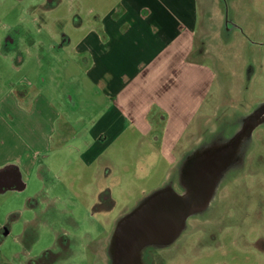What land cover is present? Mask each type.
<instances>
[{"label": "rangeland", "instance_id": "obj_1", "mask_svg": "<svg viewBox=\"0 0 264 264\" xmlns=\"http://www.w3.org/2000/svg\"><path fill=\"white\" fill-rule=\"evenodd\" d=\"M110 1L116 0H62L54 7L53 0H0V38L11 33L9 44L17 41L7 57L0 51V96L27 80L46 94L61 89L80 100L78 107H60L73 129L67 127L68 133L59 123L51 152L40 157L43 167L23 175L27 187L0 191V220L9 227L0 243L4 264H28L44 254L49 264H110L117 221L155 190L184 188L160 153L146 158L149 137L132 129L107 150L118 163L109 166L110 182L114 174L119 182L105 191L80 158L83 145L75 132H86L90 119L101 114L103 93L87 78L75 47L98 14L106 15ZM199 10L194 55L215 74L202 108L214 115L199 124L200 139L186 141L188 155L231 136L264 100V0H199ZM76 13L83 26H76ZM63 35L72 42L60 47ZM216 103L222 107H209ZM106 192L110 200L98 204ZM187 222L171 245L146 251L145 263L264 264V123L224 173L208 209Z\"/></svg>", "mask_w": 264, "mask_h": 264}, {"label": "crops", "instance_id": "obj_2", "mask_svg": "<svg viewBox=\"0 0 264 264\" xmlns=\"http://www.w3.org/2000/svg\"><path fill=\"white\" fill-rule=\"evenodd\" d=\"M53 1L55 7L62 0ZM74 15L81 17L79 13ZM199 15V0L110 1L106 15L98 14L101 17L91 22L88 34L77 42L75 51L87 78L103 93L101 114L90 119L86 132L77 130L74 137L83 145L80 158L84 165L94 168L93 183H97L98 189L105 191L111 183L119 182L115 174L110 182L109 166L118 168V163L107 150L128 129L147 135L146 158L155 160L160 153L170 164V175L176 170L175 177L182 181L183 162L196 150L186 154L187 143L190 138L193 142L200 139L201 122L214 115L202 110L215 74L194 55ZM83 23L81 17L76 26ZM64 35L60 47L72 42L69 36L65 42ZM10 36L13 37L9 33L0 38V51L6 57L17 46L16 40L9 44ZM16 62L22 66L25 58L20 56ZM42 89L23 80L21 86L16 84L0 96V191L27 187L22 177L43 167L40 157L51 152L53 138L60 131L59 123L64 122L63 130L68 133L73 129L74 123L64 119L60 107H78L80 100L61 89L52 95ZM84 101L89 106L93 104L89 98ZM263 103L264 100L255 107ZM221 105L209 107L217 110ZM142 164L144 168L146 163ZM9 175L11 178L6 180ZM107 200L108 192L97 203L102 205ZM2 223L0 220V230ZM7 235L0 233V243ZM46 255L28 264H49ZM4 256L0 249V264H4Z\"/></svg>", "mask_w": 264, "mask_h": 264}, {"label": "water", "instance_id": "obj_3", "mask_svg": "<svg viewBox=\"0 0 264 264\" xmlns=\"http://www.w3.org/2000/svg\"><path fill=\"white\" fill-rule=\"evenodd\" d=\"M262 123L264 103L243 118L233 135L196 149L184 160L183 189L168 184L123 215L109 242L110 264H145L146 247L172 244L186 229L192 215L208 209L224 173L237 161L240 149Z\"/></svg>", "mask_w": 264, "mask_h": 264}, {"label": "flooded vegetation", "instance_id": "obj_4", "mask_svg": "<svg viewBox=\"0 0 264 264\" xmlns=\"http://www.w3.org/2000/svg\"><path fill=\"white\" fill-rule=\"evenodd\" d=\"M8 38H9V37H8ZM10 178H11V176L9 175V178H7L6 180H9ZM4 180H5V178H4ZM7 231H9V227H2L1 230H0V233H1V234H4V233L7 232ZM170 245H171V244H170ZM168 246H169V245H168ZM168 246H148V247H146V248L144 249V252H143V261H144V263H145L144 258H145V256H146L148 250L154 251L153 254H155L157 249L165 248V247H168ZM260 249H261L262 252L264 253V249L261 248V247H260ZM146 251H147V252H146ZM145 264H146V263H145Z\"/></svg>", "mask_w": 264, "mask_h": 264}]
</instances>
